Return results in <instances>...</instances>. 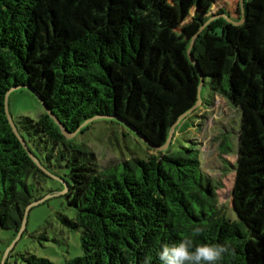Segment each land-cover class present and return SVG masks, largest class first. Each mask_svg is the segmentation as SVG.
I'll return each instance as SVG.
<instances>
[{"label": "trees", "instance_id": "obj_1", "mask_svg": "<svg viewBox=\"0 0 264 264\" xmlns=\"http://www.w3.org/2000/svg\"><path fill=\"white\" fill-rule=\"evenodd\" d=\"M173 1L0 0V229L15 237L46 180L61 181L75 216L57 217L79 232L82 251L62 264H160L161 246L185 237L234 249L220 264H264V0L239 1L235 18L225 0ZM186 20L195 33L203 27L191 49L197 68L172 32ZM174 55L182 56L180 67ZM199 75L209 106L218 94L239 111L232 216L198 149L151 147L162 146L195 105ZM24 87L67 133L95 118L88 124L113 120L134 130L150 153L100 166L46 112L36 120L20 116L13 122L39 167L4 111L7 91ZM219 149L230 151L231 143ZM196 228L203 229L198 236Z\"/></svg>", "mask_w": 264, "mask_h": 264}, {"label": "rangeland", "instance_id": "obj_2", "mask_svg": "<svg viewBox=\"0 0 264 264\" xmlns=\"http://www.w3.org/2000/svg\"><path fill=\"white\" fill-rule=\"evenodd\" d=\"M239 1L225 0L228 4L227 11L234 18L237 17ZM169 2L174 3L173 0ZM172 32L177 35L178 45L185 48L186 53L192 40V47L195 46L198 34L187 20L174 27ZM171 52L173 55V49ZM181 57L174 55L178 67L182 64ZM211 96L208 86L204 85L200 92L203 104L201 102L195 108L198 109L193 111L196 114L189 115L177 126L170 143L172 150H179L183 147L199 150L203 168L220 182L217 192L219 202L224 206L226 213L232 216L230 192L234 179L232 167L237 158L240 116L238 109L232 107L218 94L213 97L211 106H209ZM180 97H182L181 92L166 100L173 101ZM7 105L13 120L20 116L36 120L44 112L36 96L26 88L12 91L8 95ZM223 140L231 143L230 151H220L219 145ZM73 141L93 152L100 166H105L109 162H121L131 157L145 159L150 153L144 142L129 129L113 120L101 119L88 124L73 138ZM63 173L64 171L60 170V174ZM43 185L44 192L40 196L45 200L29 211L21 235L13 237L12 231L0 229V264L6 255L8 264H24L21 256L26 253L48 259L54 264H62L82 254L79 232L64 228L57 217V214L70 218L75 216L74 209L67 205V200L61 193L65 191L62 182L46 180Z\"/></svg>", "mask_w": 264, "mask_h": 264}, {"label": "clouds", "instance_id": "obj_3", "mask_svg": "<svg viewBox=\"0 0 264 264\" xmlns=\"http://www.w3.org/2000/svg\"><path fill=\"white\" fill-rule=\"evenodd\" d=\"M203 229H194L193 235H200ZM235 250L228 245L201 244L194 245L190 237L181 239L171 246L165 244L158 252L160 264H220L225 255H234ZM145 264H149L145 260Z\"/></svg>", "mask_w": 264, "mask_h": 264}, {"label": "water", "instance_id": "obj_4", "mask_svg": "<svg viewBox=\"0 0 264 264\" xmlns=\"http://www.w3.org/2000/svg\"><path fill=\"white\" fill-rule=\"evenodd\" d=\"M240 5H242V0H240ZM227 21H229V22H232L227 16H223ZM242 22V20L241 21H239L238 23H234V24H240ZM203 29V27H201L200 28V30L198 31V33L201 31ZM197 33V34H198ZM192 43H193V40L191 41V43H190V47H189V49H188V51H187V54H188V59H189V61H190V63H192L196 68H197V65H196V62L194 61V59H193V57H192V55H191V52H190V50H191V47H192ZM200 76V84H199V86H198V88H197V101H196V103H195V105L189 110V111H187L186 113H184L183 115H181L178 119H177V121L171 126V128H170V131H169V134H168V137H167V139H166V141H165V143L162 145V146H159V147H154V146H151L153 149H156V150H158V151H165L168 147H169V145H170V142H171V140H172V136H173V133H174V131H175V129H176V127L179 125V123L188 115V114H190L199 104H201V98H200V92H201V88H202V77H201V75H199ZM25 88V87H24ZM27 88V87H26ZM17 89H20V88H12V89H10V90H8L7 91V93L5 94V96H4V111H5V115H6V117H7V120H8V123H9V125L11 126V128H12V130H13V132H14V134L18 137V139L20 140V142H21V144L23 145V147H24V149L28 152V154L30 155V157L34 160V162L36 163V165H38L39 167H41L40 166V164H39V162L30 154V152L27 150V147H26V145H25V143H24V141H23V139L20 137V135H19V133H18V131H17V129H16V126H15V124H14V122H13V119H12V117L10 116V114H9V112H8V105H7V101H8V95L12 92V91H14V90H17ZM28 89V88H27ZM35 96H36V98L38 99V101L40 102V100H39V98H38V96L34 93V92H32ZM41 103V102H40ZM42 105V104H41ZM42 107H43V110H44V112H46L47 114H49L50 115V117L53 119V121L55 122V124L60 128V130H61V132H62V134L67 138V139H72L74 136H76V134L78 133V131L83 127V126H85L86 124H88L89 122H91V121H93V120H95V119H97V118H95V119H92V120H89V121H87V122H85L84 124H82L80 127H79V129L77 130V131H75L74 133H71V134H69V133H67L66 131H65V129H64V127L61 125V123L48 111V110H46V108L42 105ZM128 127V126H127ZM128 129L130 130V131H132L134 134H135V131L134 130H132L130 127H128ZM136 136L142 141V142H144V143H146L139 135H137L136 134ZM42 168V167H41ZM56 179V178H55ZM61 193H65V191L64 192H61ZM44 200H45V198H41V199H39V200H37V201H35V202H33V203H31V204H29L26 208H25V211H24V214H23V218H22V223H21V227H20V229H19V231H18V234L17 235H21V233H22V231H23V229H24V227H25V223H26V220H27V216H28V213H29V211H30V209L31 208H33L34 206H37V205H39L40 203H43L44 202ZM3 261H4V259L2 260V262H1V264H3Z\"/></svg>", "mask_w": 264, "mask_h": 264}]
</instances>
